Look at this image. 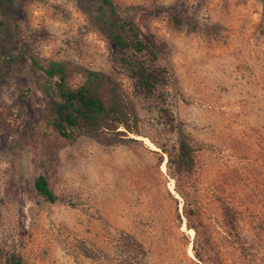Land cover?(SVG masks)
Here are the masks:
<instances>
[{
	"label": "rangeland",
	"instance_id": "1",
	"mask_svg": "<svg viewBox=\"0 0 264 264\" xmlns=\"http://www.w3.org/2000/svg\"><path fill=\"white\" fill-rule=\"evenodd\" d=\"M160 44L165 107L141 96L95 23L96 0L0 7V255L22 264H264V13L260 0H110ZM69 62L102 73L144 137L63 141L44 126V78ZM78 78L70 80L75 85ZM194 148L177 181L153 143ZM150 139V140H149ZM42 175L54 201L37 196ZM176 190L183 193L182 199ZM236 216L227 232L221 207ZM186 211H190L187 214ZM187 226L189 227L187 229ZM131 241L139 244L133 250Z\"/></svg>",
	"mask_w": 264,
	"mask_h": 264
},
{
	"label": "trees",
	"instance_id": "2",
	"mask_svg": "<svg viewBox=\"0 0 264 264\" xmlns=\"http://www.w3.org/2000/svg\"><path fill=\"white\" fill-rule=\"evenodd\" d=\"M95 23L114 47L113 61L128 74L138 93L154 99L160 105L159 113L169 131L176 130L174 120L165 105L163 88L167 83L165 68L158 65L160 44L143 30L138 21L120 15L110 0H96ZM262 10L264 13V0ZM10 0H0V7ZM29 67L44 78L42 93L47 100L46 129L63 141H73L78 136L103 137L112 144L123 141L136 142L128 136L144 137L139 131V117L134 106L110 85L105 76L69 62L51 61L40 65L30 55ZM78 78L75 85L70 80ZM150 140V139H149ZM166 157L168 176L175 181L189 177L194 168V148L178 133L175 149L168 151L165 145L154 143ZM37 196L52 203L54 196L45 178L37 174L32 182ZM176 193L183 199L181 191ZM190 214V211H186ZM224 225L229 234L237 236L236 216L229 206L221 207ZM189 227L187 226V229ZM139 248L134 241L124 247ZM0 264H22L16 255H8Z\"/></svg>",
	"mask_w": 264,
	"mask_h": 264
}]
</instances>
